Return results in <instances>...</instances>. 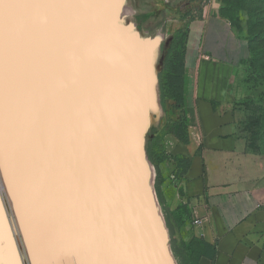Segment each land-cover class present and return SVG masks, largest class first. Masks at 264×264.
Returning <instances> with one entry per match:
<instances>
[{"label":"rangeland","instance_id":"rangeland-1","mask_svg":"<svg viewBox=\"0 0 264 264\" xmlns=\"http://www.w3.org/2000/svg\"><path fill=\"white\" fill-rule=\"evenodd\" d=\"M4 1L5 6H3ZM6 1L0 0V200L7 221L9 238L12 244L11 250L17 259L16 264H158L155 257H145V251L140 244L141 228L144 217L147 216L151 224L153 217L155 227L158 228L155 232L157 239L154 246L159 249L162 246L158 253L165 255V257H160V264H186L179 253L185 230L180 232L176 224L169 222L156 191V182H158L166 200V205L172 209L178 203L182 179H178V176L175 175L176 168H174L175 163L172 160L161 165V174L158 176L157 170L146 151L150 145V140L155 135H163L165 130L174 122L182 119L184 115L187 118L185 108L182 110L177 109L175 102L168 98L165 99V107L162 106L161 89L159 91L160 77H157L159 79V82L156 83L158 103L162 112L160 115L157 112L152 114V106L147 107L151 121L144 133V143L139 145V142L135 148V159L137 161V163H134V171L137 175L136 184L131 180L130 187L132 189L130 188L129 191L124 190L123 186H120L118 190L115 189V192L109 191L105 182L109 179L108 174L110 173L106 165V159L103 158L95 176L91 177L87 165H82L81 157L72 152L79 143L81 145L83 142L81 140V130L76 129L73 123L64 126V129L61 128L60 123H63V118L65 120L64 115H67L70 120H74L71 119L75 118L76 115L71 112L74 111V107L68 106V103H66L67 113H64L59 108L58 101H48L50 100L49 96L45 95L46 85H48L46 83L47 76L42 74L41 71L46 72V69H44V67L46 68V62L44 61V64L39 63V53L41 56L46 55V53L38 52L40 50L39 46L34 45V42L37 43V35L35 33L31 35L33 31L30 24L33 22L30 20V13L32 11L28 8L29 6L25 0H21L23 3L15 0L16 5L17 1L20 5L25 4L23 5L27 8L24 9L25 11L23 10L24 7H20L19 4L20 8L14 6V0H9L12 1V4L8 1L7 4H10V6L6 7ZM127 1L129 7L121 6L119 10H116L117 21L120 25H124L131 34L139 37L147 38L158 33L163 36L155 61L157 75L163 70L165 56L176 31L187 26V23L181 22L180 19L191 4L197 9L215 3L218 12L231 22L242 37L247 38L249 45L251 44L253 48L252 55L247 62L242 63L234 71L232 76L230 75L232 82L228 86V91L235 95L232 105L242 119L246 138L252 147L264 157V0ZM118 3H120V0ZM13 8L14 11H12ZM16 8H19L20 13L22 12L24 16H21L20 13V15H16ZM9 12L13 16L15 14V16H8ZM27 13L29 19L25 18ZM13 19L14 22H12ZM16 19L18 22H16ZM27 19L29 22H25ZM20 21L23 22H21V25L24 24L23 26L20 25ZM12 23H17V25ZM15 26L20 28L16 30ZM29 26L30 34H28L30 32ZM22 27L26 28L25 31ZM20 34L21 36H19ZM24 35H26L25 38H23ZM31 36H34L36 40ZM19 37H21V42H18ZM21 39L26 40L24 42ZM28 41L30 45H27ZM23 43L25 47H21ZM23 48L26 49L23 51ZM11 49L13 52L16 50L17 53H13ZM18 49L23 53H20L21 51H18ZM19 53L24 56L25 60L22 61V56H19ZM25 55L28 59L31 57L32 62L30 60L28 62ZM15 56L16 59H14ZM60 56L61 54H57L55 57L57 67L61 66L62 57ZM20 62L24 67L29 64L27 68H30L32 75L27 68L26 70L22 68ZM11 64L14 67V64H16L15 68H18L19 71L17 72L21 71L19 74L22 76L18 73L19 76H17L13 72L14 70L16 72V69H13ZM38 65L43 67L38 70ZM134 66L135 62L132 63L133 68ZM33 69L34 71H32ZM33 72L36 76L33 75ZM28 78H31L32 81ZM33 81H36L34 82L36 84L33 85ZM134 81L136 82V76ZM36 87L43 92H39ZM125 87V96L127 97L126 82ZM30 88L36 90L33 92V90L30 91ZM122 95L123 92L121 97L124 99ZM12 96L15 99L10 102ZM34 96H37V98ZM42 96H45V98L48 96V100L47 98L43 99ZM45 101L46 105H44ZM9 103L11 105L7 106ZM36 103L38 104L36 105ZM128 124L129 122H126V125ZM127 134L128 143L129 141L134 143L132 133ZM166 135H163V139L167 151L168 141ZM143 148H145L146 155ZM63 156L66 157L65 160L69 161V173L62 170L64 166L62 164L64 161ZM144 157L154 167L152 185L146 179L143 164ZM84 160H86L85 157ZM91 171H94V169H91ZM67 176L69 177L67 178ZM76 176L81 178L76 179ZM115 204L119 205L117 211H115ZM123 221L127 225L122 223ZM107 224L109 227H106ZM123 224L124 226H122ZM111 236L113 238H110ZM160 237L163 243L161 239H158ZM144 246L146 247V245ZM153 253L154 249L149 247V256H152Z\"/></svg>","mask_w":264,"mask_h":264},{"label":"bare ground","instance_id":"bare-ground-1","mask_svg":"<svg viewBox=\"0 0 264 264\" xmlns=\"http://www.w3.org/2000/svg\"><path fill=\"white\" fill-rule=\"evenodd\" d=\"M8 1L9 0L6 1V4L8 3ZM20 1L21 0H19V2ZM25 1L29 6L28 8H30V10L32 11V13H30L29 11L31 16L30 20H32L33 22L32 24H30V26L32 25L31 30L33 31L31 35H33V33L37 35V43L33 41L34 45L36 44L35 45L36 47L37 45L39 46L40 50L38 52L41 51L46 53V55H42V56L39 53V63L42 62L41 64H44V61L46 62L45 63L46 68L44 67V69H46V72L40 70L42 74L47 76L46 83L48 85L45 84L47 87L45 95H48L50 100H48V96L46 98L48 101H52V100H53L52 102L58 101L57 104H60L59 108L64 113H67L65 109L66 103H68V106L74 107V111L71 112H74V114H76L75 118L70 117L71 119L74 120H70L67 117V115L66 116L64 115L63 117H65V120L63 118L62 119L63 123H60L61 128L63 129L64 126L71 125L73 123L76 129L81 130L80 134H81V140L83 142L81 143V145L79 143V145L72 152L76 156L81 157L82 165L83 164L87 165L88 172L91 177L95 176L98 168L102 164L103 158H105L107 168L110 171V173L108 174L109 179L105 180L108 190L115 192V189L118 190L120 186H123L124 190L126 189V191H129V189L131 188L130 187L131 180L132 182L134 181L133 182L134 184H136L135 181L137 179V175L134 171L135 169L134 163H137L135 159L136 144H138L139 142H140L139 145L144 143V135H145L144 133L146 132V129L151 121V116L147 112V107L152 106L151 107L152 114L154 112H157L158 115H160L162 112L161 106L158 103V94H157L158 90L156 87V83L157 81L159 82V79L157 78L158 75L156 73V68H155L157 51L163 39L162 34L158 33L152 36H148L147 38H143V37H139L138 35L136 36L134 34H131V32L128 30L127 27L125 28L124 25H120L117 21L118 16L116 14V10H119L121 6L129 7V3L127 0H120V3H118L119 0H25ZM9 2L11 3L12 1ZM13 2L15 4L14 6L19 7L20 4L18 1H17V5L15 0ZM20 3H23V1H21ZM7 5L6 7L10 6V4ZM23 5H20V7ZM3 6H5V1ZM6 7L5 10L7 11ZM23 7H22L23 10L27 9L25 8V6ZM19 8H16L17 10L16 15L20 13ZM12 11H14V8ZM20 14L21 16H24L22 12ZM10 15L13 16V14L12 13L10 14L9 12L8 16ZM27 16L28 13L25 15V18ZM28 19L25 20V22H29ZM22 21H20V25L23 23ZM12 22H14V19ZM16 22H18L17 19ZM13 25H17V23ZM30 26L28 27L29 30H30ZM11 27L13 26L11 25ZM15 28L17 30L20 27L17 28V26H15ZM24 29L26 28H23V30ZM31 30L30 32H28V34L31 33ZM9 35L11 36V34ZM19 36H21V34ZM25 36L26 35H24L23 38H25ZM34 36L31 37L34 40H36ZM20 38L21 37H19V39L17 38L19 40L18 42H21ZM25 40L22 41L25 42ZM28 44L29 41L27 45ZM23 45L24 43L21 45V47H25ZM19 49L18 51H21ZM25 49L23 48V51ZM11 51L13 52L12 49ZM23 51H21L20 53H23ZM14 52L17 53L16 50ZM57 54H61L60 57H62L60 67H57V62L55 60ZM11 55L13 54L11 53ZM19 56H22V54H20ZM23 57L24 56H22V61L24 59ZM25 57L27 56L25 55ZM30 58L28 59L27 57L28 62L31 61ZM14 59H16V56ZM14 59L12 58V60ZM133 62H135L134 68L132 67ZM21 63L22 62H20V65ZM14 65L16 67V64ZM28 65L29 64H27V66L25 65L26 67H24L22 64L21 66L26 70ZM11 67L13 69H16L13 65ZM40 67L43 66H39L38 70ZM22 68L20 69L22 70ZM17 69L16 72L15 70L12 71L16 74L17 73L19 74L21 71L17 72L19 71ZM29 69L27 68V70ZM32 71H34V69ZM18 74L17 76L21 75ZM33 75H35L34 72ZM45 76H43V78H45ZM135 76H136V82L134 81ZM31 78L28 79L32 81ZM16 81H18V79H16ZM34 82L36 81H33L32 83L33 85L36 84ZM125 82L127 84V97L125 96L126 93ZM33 89L30 88V91H32ZM35 90H33V92ZM37 90L39 91L40 88H38ZM122 92H123L122 96H124V99L126 101L121 97ZM35 93L34 95L37 94ZM29 96L31 97V95ZM34 97L37 98V96ZM46 98L45 96L43 97V99ZM14 99L15 97L12 96L10 102H12ZM7 102H9V100H7ZM38 103H40V101H38ZM38 103H36V105ZM49 104L51 105L53 103H49ZM10 105L11 103L7 104V106ZM44 105H46V101ZM37 107L35 108L37 109ZM74 121H76L77 123H75ZM126 122L127 123L129 122V124L126 125ZM62 131L63 130L61 129V132ZM64 132L67 133L66 131ZM127 133H129V135L130 133H132V139L134 143H130V141L128 143ZM143 151L146 155L145 148H143ZM84 157L86 158V160H84ZM145 157H144V162L143 161L142 162L144 164V169L146 171L145 172L146 179H148L152 185L154 178V167ZM65 159L66 157L62 162V164L64 165L62 170L63 172L65 171V173H69L70 164L69 161ZM137 160L139 161L138 158ZM91 169H94V171H91ZM68 177L69 176H67V178ZM75 178L79 179L81 177L76 176ZM147 186H148V182H147ZM134 187L136 188V186ZM117 204H115V211H117L118 209L117 207L119 206V205L117 206ZM122 223L125 222L123 221ZM108 224L106 227H109ZM132 224L134 225V223ZM155 225L156 224L155 222H153V217H152V224L148 216L144 217L141 228L142 237L140 244L142 246V249H144L145 251L144 253L145 257H155L158 260V264H160L161 263L160 257H165V255L162 253L161 254L158 253V251L162 248V246L160 247V249L154 246L157 239L155 237V232L158 230V228L156 229ZM122 226H124V224ZM126 227H130V226L128 225ZM110 238L113 237L111 236ZM158 239L162 240L161 237ZM11 245L12 244L9 238L7 221L0 200V263L2 264L17 263V259L15 258L14 252L11 250L12 249ZM143 245H146V247L145 246L143 247ZM149 247L150 249L151 248L154 249L155 254L153 253L152 256H149ZM142 256L144 255L142 254Z\"/></svg>","mask_w":264,"mask_h":264},{"label":"crops","instance_id":"crops-1","mask_svg":"<svg viewBox=\"0 0 264 264\" xmlns=\"http://www.w3.org/2000/svg\"><path fill=\"white\" fill-rule=\"evenodd\" d=\"M180 21L189 28L184 108L190 141L166 138L168 153L190 159L184 194L172 208L184 203L191 214L184 228L192 246L187 257L196 264H264V157L246 138L228 91L234 71L251 57L249 41L215 3L201 18Z\"/></svg>","mask_w":264,"mask_h":264},{"label":"trees","instance_id":"trees-1","mask_svg":"<svg viewBox=\"0 0 264 264\" xmlns=\"http://www.w3.org/2000/svg\"><path fill=\"white\" fill-rule=\"evenodd\" d=\"M203 7L196 9V7L191 4L188 6L189 9L182 14V19L201 18L204 9ZM188 36V26L179 28L169 44L164 60L163 70L158 76L160 77V96L163 107H165V99L168 98L175 102L177 109L182 110L184 108L185 56ZM250 47L251 52H253L251 44ZM169 133L174 134L181 142L185 144L189 143V126L185 115L182 117V119L174 122L167 130H165L163 135ZM163 135H155L150 140V145L146 150L148 157L154 164L158 176L161 174V165L166 161L172 160L176 165L175 175L178 176V179H183L188 168L190 167V159L182 154L168 153L166 151ZM156 191L161 204L163 205L167 219L169 222L176 224V227L180 230V232H182L190 222L191 218L188 206L184 203H180L175 209H170L166 205V200L159 188L158 182H156ZM179 193L181 196L184 194L182 191V186L179 188ZM191 248V243H187L183 237L179 253L186 264H196V262H190L191 257H187V254L191 251Z\"/></svg>","mask_w":264,"mask_h":264},{"label":"water","instance_id":"water-1","mask_svg":"<svg viewBox=\"0 0 264 264\" xmlns=\"http://www.w3.org/2000/svg\"><path fill=\"white\" fill-rule=\"evenodd\" d=\"M158 76H159V73H158ZM159 91H160V84H159Z\"/></svg>","mask_w":264,"mask_h":264},{"label":"built area","instance_id":"built-area-1","mask_svg":"<svg viewBox=\"0 0 264 264\" xmlns=\"http://www.w3.org/2000/svg\"><path fill=\"white\" fill-rule=\"evenodd\" d=\"M173 177H174V175H173ZM195 222H198V221H195Z\"/></svg>","mask_w":264,"mask_h":264}]
</instances>
